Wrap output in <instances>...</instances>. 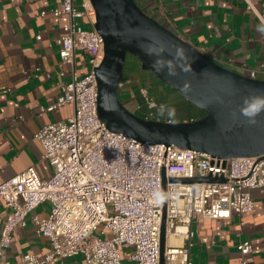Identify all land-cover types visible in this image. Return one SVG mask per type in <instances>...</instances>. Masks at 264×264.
Wrapping results in <instances>:
<instances>
[{
	"label": "built area",
	"instance_id": "2783aa9c",
	"mask_svg": "<svg viewBox=\"0 0 264 264\" xmlns=\"http://www.w3.org/2000/svg\"><path fill=\"white\" fill-rule=\"evenodd\" d=\"M77 2L62 0L61 7L51 9L55 16L69 17L57 42L61 62L72 66L71 78L59 83L54 103L40 107L45 111L72 103L74 113L35 133L52 167L49 177L30 166L0 183V197L10 209L0 233V257L10 247L14 229L25 226L30 215L37 233L49 239L51 250L44 256L26 252L16 264H47L56 256L78 254L84 255L86 264H122L121 245L130 247L134 264H160L166 203L164 264H192V222L250 212L254 207L252 190L264 193V153L220 157L139 141L111 130L98 113L95 67L104 58V39L94 27L86 29L78 21L88 16L95 22L91 1L81 0V6ZM78 49L88 53L91 64L82 77L75 68ZM255 73L251 69L247 75L255 77ZM59 74L65 76L66 70L61 68ZM140 93L148 109L144 118L162 120L163 105L149 88L141 86ZM208 176L223 180H171ZM45 202L50 203L48 214L34 213ZM179 226L183 230H178ZM172 235L184 243L172 242ZM238 248L240 264H250L252 242L244 241Z\"/></svg>",
	"mask_w": 264,
	"mask_h": 264
},
{
	"label": "crops",
	"instance_id": "0c3cea01",
	"mask_svg": "<svg viewBox=\"0 0 264 264\" xmlns=\"http://www.w3.org/2000/svg\"><path fill=\"white\" fill-rule=\"evenodd\" d=\"M136 1L149 15L221 65L246 75L254 69L255 77L264 79V0H249L254 9L249 8L247 0ZM77 4L81 6V0ZM61 6L62 0H0V183L30 166L49 177L52 167L35 133L74 113L72 103L53 110L40 109L54 103L60 93L59 83L71 78L72 66L61 62L57 42L69 17L51 12ZM43 10L47 11L45 15L41 14ZM78 21L86 29H92L95 23L88 16ZM61 68L66 70L65 76L59 74ZM75 68L80 77L91 68L88 53L82 49L76 52ZM133 75L130 71L121 80L126 102H133L141 86L161 93L152 95L164 102L167 89L162 83H143L139 74ZM175 115L166 111L160 117L177 121ZM186 120L188 116L181 119ZM252 196L254 207L248 213L192 222V264H240L238 245L247 240L253 244L249 263L264 264V193L253 189ZM49 210L50 203L45 202L34 213L45 216ZM9 212L0 197V233ZM120 249L122 264H134L130 247L121 245ZM50 250L49 239L37 233L29 215L25 226L14 229L12 243L0 257V264H16L26 252L44 256ZM47 264H86V260L83 254L56 256Z\"/></svg>",
	"mask_w": 264,
	"mask_h": 264
},
{
	"label": "water",
	"instance_id": "95a60500",
	"mask_svg": "<svg viewBox=\"0 0 264 264\" xmlns=\"http://www.w3.org/2000/svg\"><path fill=\"white\" fill-rule=\"evenodd\" d=\"M94 28L104 39V58L95 67L98 113L108 127L139 141L190 148L220 157L264 153V112L256 123L241 114L245 99L264 95V79L250 77L215 61L149 15L136 0H90ZM137 57L164 84L176 88L205 115L186 121L146 119L118 96L127 54ZM216 181L223 178H172ZM165 183V180H164ZM165 191V188H164ZM166 203L161 229V263L166 247Z\"/></svg>",
	"mask_w": 264,
	"mask_h": 264
},
{
	"label": "trees",
	"instance_id": "16d2710c",
	"mask_svg": "<svg viewBox=\"0 0 264 264\" xmlns=\"http://www.w3.org/2000/svg\"><path fill=\"white\" fill-rule=\"evenodd\" d=\"M152 76H153V80L152 81H160V79L154 74V73H151ZM125 75L123 74V77H122V80L124 79ZM142 82L143 83H147L149 82L148 79L145 77V78H141ZM163 84L164 87H166L165 89V92H163L164 94V97H165V100L164 102H162L161 100H157L155 97V100L163 105V108L161 109L160 111V115L162 116L164 113H166V111H170L172 112V114H176L178 112H181V111H193V108H195L199 115L198 116H195L194 114H192V112L188 113V120H193V119H197V118H200L202 116L205 115V112L203 110H201L199 107H197L195 104H193L191 101H189L188 99H186L176 88L172 87V86H169L167 84H164L163 82H160ZM120 90V88H119ZM118 90V96L120 98V100L126 105V107L128 108L127 104L123 101V99L121 98V93L119 92ZM151 95H155V94H161L159 92H152L151 90H149ZM158 91V90H157ZM173 92H178L181 96V99H174L173 98ZM162 94V95H163ZM166 95V96H165ZM159 97V95H158ZM166 101V102H165ZM131 106L133 107L131 109V111H133L135 114L141 116V117H144L145 113L144 112H147V105L143 104V99L141 96H137L135 97V99L133 100L132 103H130ZM137 104H141L140 106V109H135V105ZM190 105L193 107H190ZM192 108V109H191ZM129 109V108H128Z\"/></svg>",
	"mask_w": 264,
	"mask_h": 264
},
{
	"label": "rangeland",
	"instance_id": "374dc122",
	"mask_svg": "<svg viewBox=\"0 0 264 264\" xmlns=\"http://www.w3.org/2000/svg\"><path fill=\"white\" fill-rule=\"evenodd\" d=\"M140 62L141 61L137 57H135L134 55L128 53L127 54V58H126V64H125V68H124V73L123 74L127 75L130 71H132L134 73L133 76H137V74H139L138 71L142 69V67L140 66ZM119 92L121 93V98L127 104L126 99H125V98H127V96H126L127 93L125 95H123L121 89L119 90ZM135 94H137V93H135ZM138 96L142 97L140 92H139ZM173 98L178 100V99H181V96H180V94L178 92H173ZM128 105H129V103H128ZM190 107H192V106L190 105ZM190 112H192V114H194L195 116L199 115L198 111L195 108H193V111H181V112L176 113V115H175L176 116V120L177 121H181V119L184 116H187L188 113H190Z\"/></svg>",
	"mask_w": 264,
	"mask_h": 264
},
{
	"label": "clouds",
	"instance_id": "9594fccd",
	"mask_svg": "<svg viewBox=\"0 0 264 264\" xmlns=\"http://www.w3.org/2000/svg\"><path fill=\"white\" fill-rule=\"evenodd\" d=\"M264 112V95L254 96L245 99L241 114L249 119L252 124L256 123V117Z\"/></svg>",
	"mask_w": 264,
	"mask_h": 264
},
{
	"label": "flooded vegetation",
	"instance_id": "af4514ba",
	"mask_svg": "<svg viewBox=\"0 0 264 264\" xmlns=\"http://www.w3.org/2000/svg\"><path fill=\"white\" fill-rule=\"evenodd\" d=\"M140 66L142 67V64H141V62H140ZM138 73H139V78H140V80H141V78H147L148 79V81L150 82V84H152V83H160L161 81H152L151 82V80H153V76H152V74L151 73H153L151 70H149V69H143V67H142V69L141 70H139L138 71ZM142 81V80H141ZM163 85V84H162ZM120 88V87H119ZM127 106H128V108L131 110L132 109V106H131V104L129 103V105H128V102H127Z\"/></svg>",
	"mask_w": 264,
	"mask_h": 264
},
{
	"label": "bare ground",
	"instance_id": "6f19581e",
	"mask_svg": "<svg viewBox=\"0 0 264 264\" xmlns=\"http://www.w3.org/2000/svg\"><path fill=\"white\" fill-rule=\"evenodd\" d=\"M178 230H183V227L179 226ZM172 242L174 243H179L180 242V238L176 235H172Z\"/></svg>",
	"mask_w": 264,
	"mask_h": 264
}]
</instances>
